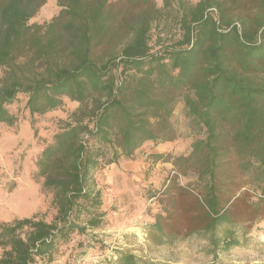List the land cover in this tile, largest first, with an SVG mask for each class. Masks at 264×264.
I'll return each mask as SVG.
<instances>
[{
    "label": "trees",
    "instance_id": "obj_1",
    "mask_svg": "<svg viewBox=\"0 0 264 264\" xmlns=\"http://www.w3.org/2000/svg\"><path fill=\"white\" fill-rule=\"evenodd\" d=\"M45 3L0 0V67L10 68L0 83V124L15 125L18 94L30 116L61 109L65 99L91 106L36 155L34 173L54 212L0 221V264H51L67 248L66 262L83 256L98 242L87 229L106 214L97 173L146 142L175 139L178 101L200 136L188 153L166 156L174 175L148 193L156 213L146 236L158 249L202 240L209 264H220L264 218V0H178L179 36L156 48L154 0H57L47 25L29 24ZM124 4L139 10L126 16ZM22 53L29 59L20 66ZM100 264L160 262L117 250Z\"/></svg>",
    "mask_w": 264,
    "mask_h": 264
},
{
    "label": "rangeland",
    "instance_id": "obj_2",
    "mask_svg": "<svg viewBox=\"0 0 264 264\" xmlns=\"http://www.w3.org/2000/svg\"><path fill=\"white\" fill-rule=\"evenodd\" d=\"M118 0H108L115 3ZM157 12L151 21L149 43L156 48L171 43L179 36L176 20L180 15L178 0H154ZM191 2L195 0H189ZM118 4L116 5V7ZM125 14L126 5H119ZM138 7L126 12L136 14ZM57 0H46L29 24L47 25L57 15ZM29 59L27 53L20 54L15 62L23 65ZM10 68L0 67V83L5 81ZM28 74V73H26ZM25 97L18 94L11 104L17 113L15 125L0 124V221L14 217L38 215L49 220L54 212L50 206L51 193L42 189V179L34 173V160L43 143L72 120V114L90 108L91 102L83 105L69 102L63 108L44 115L30 116L25 108ZM170 122L176 131L175 139L164 142H146L131 158L120 156L118 160L97 173L96 189L103 200L106 212L97 228L87 229L91 246L83 256L66 262L68 248L51 264H100L117 250H127L136 256L160 262V264H209L211 256L207 244L202 240H181L171 247L161 249L152 245L146 236L145 227L155 216V200L148 193L161 190L174 170L166 156L186 154L195 137L200 135L190 124L184 106L178 101L172 111ZM95 146L109 151L108 147ZM162 156L157 159V156ZM178 182H192L193 177L178 176ZM101 246V247H99ZM220 264H264V218L249 229L243 245L227 254L219 255Z\"/></svg>",
    "mask_w": 264,
    "mask_h": 264
}]
</instances>
